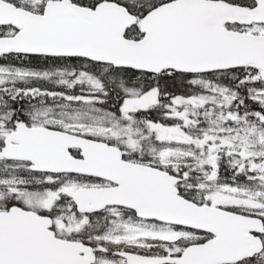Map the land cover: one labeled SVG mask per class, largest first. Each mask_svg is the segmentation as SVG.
<instances>
[{"label":"snow or ice","instance_id":"1","mask_svg":"<svg viewBox=\"0 0 264 264\" xmlns=\"http://www.w3.org/2000/svg\"><path fill=\"white\" fill-rule=\"evenodd\" d=\"M0 264H264V0H0Z\"/></svg>","mask_w":264,"mask_h":264}]
</instances>
